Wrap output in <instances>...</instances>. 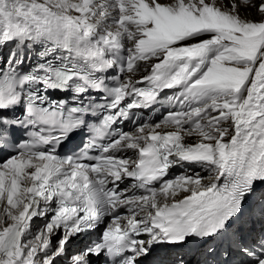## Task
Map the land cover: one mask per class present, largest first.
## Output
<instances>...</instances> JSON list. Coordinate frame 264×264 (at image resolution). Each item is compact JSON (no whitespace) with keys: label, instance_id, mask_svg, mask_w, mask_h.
Instances as JSON below:
<instances>
[{"label":"snow or ice","instance_id":"obj_1","mask_svg":"<svg viewBox=\"0 0 264 264\" xmlns=\"http://www.w3.org/2000/svg\"><path fill=\"white\" fill-rule=\"evenodd\" d=\"M0 264H264V0H0Z\"/></svg>","mask_w":264,"mask_h":264}]
</instances>
